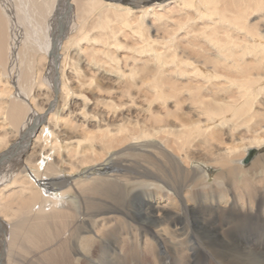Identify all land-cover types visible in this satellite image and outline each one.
Segmentation results:
<instances>
[{
  "label": "bare ground",
  "instance_id": "1",
  "mask_svg": "<svg viewBox=\"0 0 264 264\" xmlns=\"http://www.w3.org/2000/svg\"><path fill=\"white\" fill-rule=\"evenodd\" d=\"M113 1L115 2H98L100 4L96 8L101 10L102 22L109 25L113 21L114 27L131 28L145 45L144 51L148 50L152 53L142 64L137 65L136 62L132 69H129L128 74L122 73L129 77L131 83H136L134 75L143 71L144 77L140 76L141 84L138 87L142 89L146 87L147 92L151 94L146 96L145 104L151 117L147 118L149 121H140L131 118L129 114L127 121H121L113 131L101 130L98 136L103 138L110 148L131 142V148L141 150V155L152 157L155 153L148 147L150 146L159 150L157 154L159 153L169 164L163 166L141 164L139 167L114 168L110 170L109 176L99 178L94 185L83 187L78 184L77 190L91 192L94 196L101 195L103 199L96 202L90 198L86 203L80 201L76 205L72 202L67 208L65 207V210L69 209L72 212L70 222L64 218L65 225L72 229L70 231L64 228L65 232L66 229L69 230L71 237L63 240L62 236L58 239L61 242L59 248L49 250L47 255L51 258V262L70 263L67 249L71 244L69 250L76 256L87 259L89 264H264V156L255 160L261 154L258 151L255 157L253 156V160L245 165L236 160L239 147L248 140V136L251 137V135L239 134L241 129L250 131L253 127V132L264 131V85H262L264 29L257 27V23L247 22L252 12L264 13V7H258L260 0H176L175 11H171L166 4L161 3L151 8L145 7L133 11L130 7H120L116 4V1L121 0ZM192 10L206 23L199 33L203 41L209 44V49L188 40L191 30L186 31L187 24L195 17H190L192 14L189 11ZM176 12L178 15L175 17L173 14ZM263 16L260 18H264ZM146 20H149L150 24L147 25ZM209 27L211 30L207 32ZM56 29L59 32L61 27L57 26ZM232 29L237 30L241 36L231 35ZM179 31H184L185 37L179 36ZM7 32L8 21L3 10L0 9V61L2 62L5 60L6 45H9ZM117 32V30L112 32L114 37ZM150 32H153V35ZM218 32H223L226 38L218 36ZM72 38L78 39V43L80 40L87 42L95 40L87 36L82 38L79 35ZM48 42H51L50 38ZM186 43L192 46L189 45L192 50ZM116 44L120 45V43ZM152 46H162L164 51H159V48L153 49ZM82 48L80 46L76 49L75 54L81 53ZM86 49L89 51L88 48L83 50ZM45 50L49 55L48 62L52 58L51 47L46 44ZM95 50L96 47L93 48L92 54ZM91 56L87 55V57ZM66 59L67 57L64 61ZM128 59L133 58L128 56L123 60L128 61ZM115 60L120 62L116 57ZM76 61L79 63L78 66L83 63H88L92 67L94 65V72L112 74L97 58L85 62L78 56ZM110 69L114 71L113 68ZM115 70H119V67ZM80 72V68H74L75 77H78ZM64 74L63 70L60 74L59 93L57 83L55 90L52 87L54 98L65 94L61 108L63 110L68 99L73 97L72 93L80 95L84 90L83 86L78 90L71 87ZM90 77L91 82L82 81L84 87H93L97 83L94 77ZM125 92L129 97L128 101L137 104L135 103L137 98L128 87ZM154 101L162 105L173 101L171 108H175L176 112L169 109L164 111V114H155L152 107ZM8 102L7 98L3 99V103ZM49 103L51 107L53 101ZM16 105L12 103V110H16ZM121 106L107 103L106 114L112 117L120 115L125 111ZM129 106L127 104L125 109ZM3 108L1 104L0 113H3L1 111ZM49 113L51 115L47 118L44 116V121L38 124L34 121L35 124L30 123L34 116L23 122L22 132H27V135H24L23 144L16 147L21 146V150L17 151L15 145H12L13 151L16 150L23 155L39 138L45 137L48 140L58 136L56 124L55 128L48 126L49 120L55 114L52 111ZM16 114L12 117L14 122H18L19 115L22 114L20 108ZM65 126L69 129L65 128V132L62 131L65 133L63 146L66 150L63 152L68 156L71 152H77L76 146L71 144L75 142L78 144L79 141L73 139L75 137L73 132L76 131L72 132L73 128L70 127L72 125L65 123ZM219 132L227 135L234 132L235 142L220 145ZM48 133L51 136H48ZM260 133L252 134L253 139L260 140L261 136L264 138ZM93 136L90 137L92 142L84 145L82 150L87 151L95 145ZM100 137L98 139L102 140ZM154 138L162 141L164 147L152 146L150 139ZM262 144L261 141L256 143L258 147ZM251 148L252 146L246 149L245 156ZM5 152L0 155V159L9 154ZM154 157L159 161L156 155ZM43 159L37 162L39 167L44 164ZM186 161L188 164H184ZM24 171L26 172V169ZM50 173L54 176L52 178L57 179L51 178V183L47 182L52 189L54 185L62 187L71 183L70 171L59 172L58 175L57 172ZM32 180L37 183L36 180ZM39 192L43 198L41 196L39 199L38 194L37 197L36 194L22 193L20 207L25 209L39 207V210H48V202L51 203L50 196H46L41 190ZM36 198L39 206L34 204ZM56 212L61 213L60 210ZM145 220L153 223L151 227L146 225L147 222L144 223ZM22 224L20 223V226ZM55 231L54 235L60 237ZM44 235L41 244L43 242V247L48 250L50 245L45 239L48 235ZM80 246L82 249H79ZM143 254L150 255L145 257Z\"/></svg>",
  "mask_w": 264,
  "mask_h": 264
},
{
  "label": "rangeland",
  "instance_id": "2",
  "mask_svg": "<svg viewBox=\"0 0 264 264\" xmlns=\"http://www.w3.org/2000/svg\"><path fill=\"white\" fill-rule=\"evenodd\" d=\"M100 1L101 3L115 2L113 0ZM100 1L0 0V9L3 10L4 16L8 21L7 44H9L6 45L5 48L4 62L0 61V105L3 104L4 106V108L1 110L4 114L0 113V155L5 151L9 153L6 154L3 159H0V264H53L47 253L49 250L53 251L54 249L57 250L59 248L61 245V242L58 240L59 238L63 236V240H65L71 237L70 231L72 229L70 226L67 227L65 225V220H69L68 222L71 221L72 212L69 211V209L65 210V207L67 208L68 204L70 205L72 202H74L76 205H78V202L80 203V201H84L86 203L87 200L90 201V198L92 201L96 200V202L103 199L101 195L95 194L94 196V194L91 192H83L80 189L77 190L78 188L76 187L78 184L83 187L90 184L94 185L99 178H105L109 176L108 174L111 173L110 170L114 168L139 167L141 164L145 166H163L169 164L165 158H163L159 153L157 154L159 150L153 149L150 146L148 147L155 154H153L152 157H149L148 155H146V157L141 155V150L131 148V142L110 148L109 145L103 141V138L98 136L100 135L101 130L113 131V128H116L118 124L121 123V121H127L129 114L131 115V118H137L140 121H146L147 118L149 119L151 117V114L148 113L147 108H145V104L147 103L146 96H151V94L147 92L146 87L143 89L142 87H138L141 84L139 83L141 77H144L143 71H139L138 74L134 75L135 82L137 84L131 83L129 77L127 78V76L123 75L122 73L124 72L125 74H128L129 69L136 62L137 65H140L144 62V59L148 58V56L152 54L151 51H144L145 45L142 43L141 39H139L138 34L133 32L131 28L120 29L119 26H112L113 21L109 25H105L102 22V17L100 16L101 10L96 8L99 6L100 3L98 2ZM175 1L176 0H121L116 1V4H119L120 7H130L133 11H135L136 9H143L145 7L151 8L154 5L161 3L166 4L167 7L171 9V11H175ZM258 7H264V0L259 1ZM189 12L192 14V16H190L191 18L193 16L195 17L192 19L193 21L191 20L189 24H187L188 29H186V31L191 30L188 40L194 44L201 45L205 49H209V44L206 41H203L204 39L199 33L200 29L203 28V26H206L205 21H202L203 19H200L199 14L195 11L192 10ZM176 15H178V12L173 14L175 17ZM262 15H264L262 11L252 12L248 17L247 22L250 24L257 23V27H263L262 29H264V18H260ZM145 23L148 25L150 24V21L146 20ZM207 24L211 23L207 22ZM57 26L61 27L59 32L56 29ZM194 27L196 29H194ZM114 30L118 31L115 35L117 40H115V37L112 33ZM210 30V27L207 28V32ZM150 34L153 35V32H150ZM184 34V31L178 32V35L181 37L184 36ZM76 35H79V37L82 38L86 36L92 39L95 38V40H89V42H87V40H80L78 43V39L72 38ZM198 35L200 37H198ZM231 35L241 36V34H239L238 31L234 29H232ZM218 36L226 38V35L223 32H218ZM49 38L51 39L50 43L48 42ZM115 41L116 43H120V45L116 44ZM46 44L49 46V48L51 47L50 53L52 54V58L48 62L47 56L49 58V55H47L45 50ZM187 45L189 46L190 44ZM80 46L81 48L83 47L82 52L79 54L77 53L76 55L75 50L80 48ZM95 47L96 50L94 54H92L93 48ZM152 47L153 49L159 48V51H164L162 46ZM191 47L190 50H192ZM84 48H88L89 51H87V49L84 51ZM87 55L92 56L87 57ZM78 56L82 57L85 62H91L92 59L95 58L101 60V62L105 64L104 67L109 69L112 74L105 75L96 71L94 72V65L92 67V65H89L88 63L80 64L81 67L78 66L79 63L76 61ZM123 56H130L133 59H128V61H126L123 60ZM65 57H67V62L64 61ZM115 57L119 60L121 58L122 59L120 62H118V60H115ZM75 67L81 69L78 77L74 76ZM116 67H119L120 71L115 70ZM110 68H113L114 71H112ZM63 70L65 73L64 76L68 79V84L71 87L76 88L77 90L80 86H83L84 88L80 95L72 93L73 97L68 99L64 110L61 108L64 104L65 94H60V96H56L54 98V94L52 93V87L53 89L54 87L56 88V83L58 84V93L60 91V74L63 72ZM90 76L94 77L95 83H97L93 87H84L82 81L91 82L92 79ZM262 85H264V83ZM127 87L137 98L135 101L137 104L131 103V100L128 101L129 97L125 92ZM6 98L8 99L9 104L3 103V99L5 100ZM50 101H53V103H51V107H49ZM12 103L17 104L15 106L16 110H12ZM107 103L122 105L121 107H124L125 110L122 111L124 114L121 113L122 116L120 114L113 117L111 115H107ZM127 104L130 106L128 109H125ZM152 107L155 114H164L169 109H171V111L175 109L171 108L173 107V101H169L166 105H162L160 102L154 101ZM19 108L22 111V114L19 115V120L17 119L18 122H14L12 118L14 117L13 114L17 115L16 112ZM119 109L120 107L118 108V111ZM51 111L55 114L49 120L48 126L55 128L56 124V132L59 133L58 136H56L57 138L55 137L54 139H51V137L47 140L45 137H41L36 142L34 141V144L26 150L27 153L25 152L23 155L16 152V150L13 151L14 147L17 149V151L21 150V146L18 148L16 147L23 144L22 142L25 137L24 135H27V132H22L24 125L23 122H25L29 117L34 116L32 118V122L30 123L35 122L38 124L44 119V116L46 118L49 117L51 115L49 112ZM173 112L175 113L176 111L174 110ZM87 118L89 120H87ZM57 120H59V124L57 123ZM62 121H64L69 126L72 125L70 126L74 129H72V132L76 131L73 132L75 135L73 139L75 141H79L78 144L76 142L71 144L76 146L75 150L77 152H71V154L68 156L65 152H63L65 148L63 146V134H65V128L69 129V127H64L65 123ZM45 122L47 121L45 120ZM27 130L28 129H26V131ZM62 131L64 132L62 133ZM253 131V127H251L250 131H246V129L243 130L242 128L241 132L239 133L241 135H251V137H246L248 140L244 141L236 153V155H238L236 160L240 164H243V160L246 157V149L251 146L261 153L260 156L255 158V160L264 156V138L261 136L264 135V131H258L261 132L260 136L262 138L260 137V140L255 138L253 139L252 134H258V132ZM91 133H93L95 136H93ZM219 133L221 135V139L223 138L218 142L221 143L220 145H225L228 143L231 144L235 142V139H233L234 132L228 133V135L222 134L221 132ZM235 133L237 132L235 131ZM48 136H51V134L48 133ZM92 136L95 138L93 139V143L95 144L94 146L96 148L93 146L91 149H87V151L82 150L85 147L84 145H89V143L92 142V139L90 138ZM99 137L102 140L98 139ZM150 140L151 144H153L152 146L159 145L161 148L164 147V143H162V141H160L158 138ZM260 141L263 144L261 147H258L256 143ZM12 145L15 146L13 147ZM165 149L168 148L165 147ZM169 153L172 155V152L169 151ZM173 154L177 155L175 153ZM154 155L157 156L159 161L155 160ZM253 158L250 160H253ZM41 159L44 160V164L39 167V163L37 162H39ZM245 163L243 165H245ZM184 164H188L187 161L184 162ZM25 169L26 172L24 171ZM36 169H39V171ZM65 171H70L69 176L71 183H67L62 187L54 185L53 189L50 188L48 183H51V178L54 177L50 172H57L56 174L58 175L59 172ZM32 179L36 180L37 183H35ZM52 179L57 180L55 178ZM27 180L30 181V184L28 183L29 181L25 182ZM72 183H74L76 186L72 185ZM38 190H41V192H43V194L46 196H50L51 203L48 202V210L42 211L39 210V207L37 209L32 207L27 209L21 208L19 202L21 201L23 194H38L39 197L38 195L37 197L40 199L42 194H40ZM81 194L83 197H85L83 198ZM56 198H59V201L56 200ZM37 201L38 199L36 198L34 204L39 206V201ZM58 210L61 211L60 214L56 212ZM26 211L28 213H26ZM52 211L55 212L53 213ZM44 218L48 220L46 221ZM57 218H59V220ZM60 219H62L61 222ZM42 221L45 222L43 223ZM20 223H23L22 226H20ZM144 223H146V225L149 227H151L153 224L149 220H145ZM44 226L45 228H43ZM64 228H67L70 231L66 229L65 232ZM55 230L57 231V235L59 234L60 237L56 236V234L54 235ZM45 231L47 232L44 233ZM65 233H67L66 236L64 235ZM44 234L48 235V237L45 238L50 245V249L48 250L43 247V242L41 244L42 237L45 236ZM54 237L57 239L55 240ZM69 249H71V244H69L67 249L69 251V258L71 260V262L68 264H89L87 259L81 256H76L75 253ZM79 249H82V247L80 246ZM42 250L46 251L44 252ZM149 255L143 254L145 257H148Z\"/></svg>",
  "mask_w": 264,
  "mask_h": 264
},
{
  "label": "water",
  "instance_id": "3",
  "mask_svg": "<svg viewBox=\"0 0 264 264\" xmlns=\"http://www.w3.org/2000/svg\"><path fill=\"white\" fill-rule=\"evenodd\" d=\"M258 152V150H256L255 148H251L248 150V154L245 157V159L243 160V164L247 161H249L250 159L253 158V156H255V154ZM8 159V158H7Z\"/></svg>",
  "mask_w": 264,
  "mask_h": 264
}]
</instances>
